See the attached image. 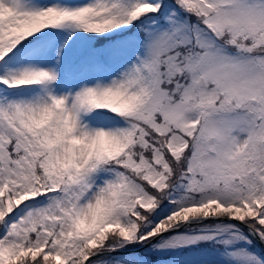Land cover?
Returning a JSON list of instances; mask_svg holds the SVG:
<instances>
[{"label": "snow or ice", "instance_id": "6c2138e0", "mask_svg": "<svg viewBox=\"0 0 264 264\" xmlns=\"http://www.w3.org/2000/svg\"><path fill=\"white\" fill-rule=\"evenodd\" d=\"M0 264H264V0H0Z\"/></svg>", "mask_w": 264, "mask_h": 264}]
</instances>
